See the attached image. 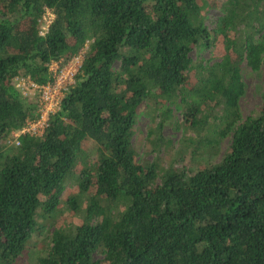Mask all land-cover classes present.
Here are the masks:
<instances>
[{"label":"trees","instance_id":"obj_1","mask_svg":"<svg viewBox=\"0 0 264 264\" xmlns=\"http://www.w3.org/2000/svg\"><path fill=\"white\" fill-rule=\"evenodd\" d=\"M44 8L53 18L39 34ZM203 8V0H0V264H17L71 181L66 202L80 216L52 230L36 264H264V109L238 122L240 63L262 64L264 0H225L212 34ZM212 45L219 60L191 62L193 46ZM83 48L42 133L2 142L37 115L13 78L46 83L50 62ZM148 99L178 100L182 125L198 137L193 153L230 134L221 158L193 170L139 162L131 138Z\"/></svg>","mask_w":264,"mask_h":264},{"label":"rangeland","instance_id":"obj_2","mask_svg":"<svg viewBox=\"0 0 264 264\" xmlns=\"http://www.w3.org/2000/svg\"><path fill=\"white\" fill-rule=\"evenodd\" d=\"M225 0H203L204 8L199 15V20L203 23L207 31L212 34L216 27L218 17L222 15L221 6ZM264 38V28L258 33ZM222 39L221 35L217 37ZM220 45L209 47L193 46L188 56L193 64L209 65L219 60ZM262 64L256 70L247 66L245 61L240 63V75L244 84L243 94L238 100L240 121L246 117L256 115L264 109V51L261 54ZM116 66V65H115ZM177 99L174 102L163 100L154 103L148 99L137 108L132 146L136 159L139 162H153L158 170L172 165L174 168L195 169L206 163L218 161L230 143V134L223 137L213 135L215 142H212L208 151H198L193 153L192 146L198 137L193 129L184 127L181 123V112L176 107ZM169 112L163 116V110ZM162 121L160 130H156V125ZM8 134L2 142L11 145ZM74 182L67 183L60 194L57 208L46 217H39V229L30 237L26 251L18 259L17 264H36V258L44 255L49 247L50 233L55 228H61L74 224L80 216V211H73L67 204L66 199L76 194ZM85 204V197L80 201V208ZM94 258H101L100 252H96Z\"/></svg>","mask_w":264,"mask_h":264},{"label":"built area","instance_id":"obj_3","mask_svg":"<svg viewBox=\"0 0 264 264\" xmlns=\"http://www.w3.org/2000/svg\"><path fill=\"white\" fill-rule=\"evenodd\" d=\"M53 18V14L47 8H44L40 15L39 34H43ZM84 48L76 55L65 61H52L48 64L50 80L43 84H36L28 77L16 76L13 78V84L20 95L27 97L35 104L36 117L27 120L19 129L11 131L9 142L18 145V136L21 134L40 135L47 125L49 114L55 113L60 105L63 93L74 82V76L77 73Z\"/></svg>","mask_w":264,"mask_h":264}]
</instances>
